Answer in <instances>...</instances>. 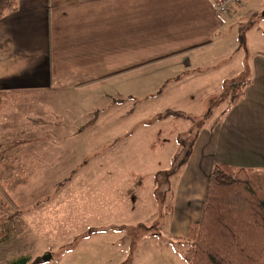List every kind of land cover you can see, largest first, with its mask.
Here are the masks:
<instances>
[{"label":"rangeland","instance_id":"rangeland-1","mask_svg":"<svg viewBox=\"0 0 264 264\" xmlns=\"http://www.w3.org/2000/svg\"><path fill=\"white\" fill-rule=\"evenodd\" d=\"M226 44L217 43L209 58L218 60ZM153 65L127 71L129 79L118 83L123 89L77 92L61 84L0 107V184L11 199L0 191V264L22 256L29 263L45 258L39 264H187L184 233L199 213L195 194L205 178L198 163L180 162L197 129L226 108L223 103L201 118L231 71L160 90ZM137 68L144 74L133 73ZM167 109L199 117L195 123L178 117L147 123ZM154 193L164 205L173 203L172 216L160 213ZM111 226L122 228L84 236Z\"/></svg>","mask_w":264,"mask_h":264},{"label":"crops","instance_id":"crops-1","mask_svg":"<svg viewBox=\"0 0 264 264\" xmlns=\"http://www.w3.org/2000/svg\"><path fill=\"white\" fill-rule=\"evenodd\" d=\"M217 43L228 44L214 60ZM161 57L150 62L160 90L225 68L231 73L221 84L249 82L236 104L224 102L207 120L183 165L198 163L205 178L195 194L199 222L215 164L264 168V0H243L223 14L215 0H17L0 19V89L15 93L11 101L61 84L77 92L123 89L118 83L132 71L106 76Z\"/></svg>","mask_w":264,"mask_h":264},{"label":"trees","instance_id":"trees-1","mask_svg":"<svg viewBox=\"0 0 264 264\" xmlns=\"http://www.w3.org/2000/svg\"><path fill=\"white\" fill-rule=\"evenodd\" d=\"M16 3L17 0H0V19L12 10ZM175 54L178 53L168 56ZM164 58L166 57L147 61L111 73L106 77L115 76ZM248 83L240 77L225 80L223 91L210 98L208 108L204 114H201V118L207 120L226 101L230 105L236 104L244 95ZM14 94L8 90L0 89V107L9 103L15 97ZM126 98L132 97L129 95ZM115 100L121 102L124 99ZM169 117H178L195 123V119L199 116L184 111L167 109L157 114L147 123L152 124ZM199 128L190 144L189 151L180 162V166H183L189 160L193 145L201 129ZM25 142V140L17 141L10 147H16ZM181 145L184 147L186 145L185 141L182 140ZM75 171L72 172V176H74ZM69 180H71V177L60 182V188ZM141 184L140 181L139 185L141 186ZM165 185L166 193H171L172 186L169 178L166 179ZM0 191L6 199L11 201L8 194L3 191L1 184ZM161 194L163 195L164 192ZM154 195L160 213L166 209L167 214L171 216L174 209L173 203L164 205L163 196L160 198V194L154 193ZM110 228L120 230L122 227L90 228L84 236H90L93 233L106 231ZM184 244L186 250L183 257L187 264H261L264 262V168H236L226 164H215L209 176L201 218L199 222L189 224ZM43 261L45 259L37 258L29 263L30 258L22 256L14 260L12 264H39Z\"/></svg>","mask_w":264,"mask_h":264},{"label":"built area","instance_id":"built-area-1","mask_svg":"<svg viewBox=\"0 0 264 264\" xmlns=\"http://www.w3.org/2000/svg\"><path fill=\"white\" fill-rule=\"evenodd\" d=\"M243 0H215L216 11L219 14L226 13L232 5L240 4Z\"/></svg>","mask_w":264,"mask_h":264},{"label":"water","instance_id":"water-1","mask_svg":"<svg viewBox=\"0 0 264 264\" xmlns=\"http://www.w3.org/2000/svg\"><path fill=\"white\" fill-rule=\"evenodd\" d=\"M45 259V258H44ZM46 261V260H45Z\"/></svg>","mask_w":264,"mask_h":264}]
</instances>
